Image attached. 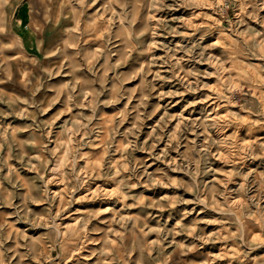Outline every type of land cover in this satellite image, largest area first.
<instances>
[{
	"label": "rangeland",
	"instance_id": "rangeland-1",
	"mask_svg": "<svg viewBox=\"0 0 264 264\" xmlns=\"http://www.w3.org/2000/svg\"><path fill=\"white\" fill-rule=\"evenodd\" d=\"M0 264H264V0H0Z\"/></svg>",
	"mask_w": 264,
	"mask_h": 264
}]
</instances>
